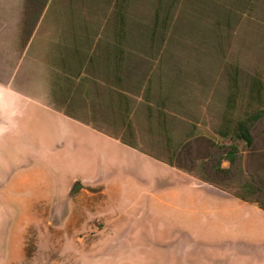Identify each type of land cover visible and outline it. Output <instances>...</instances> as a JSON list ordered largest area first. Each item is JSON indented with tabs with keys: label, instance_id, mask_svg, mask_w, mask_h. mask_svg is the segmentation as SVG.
Wrapping results in <instances>:
<instances>
[{
	"label": "rangeland",
	"instance_id": "rangeland-1",
	"mask_svg": "<svg viewBox=\"0 0 264 264\" xmlns=\"http://www.w3.org/2000/svg\"><path fill=\"white\" fill-rule=\"evenodd\" d=\"M75 1L0 0V264H264V207L183 166L196 165L206 140L183 146L171 164L148 133L144 107L132 145L99 101L84 103L81 92L65 99L52 62L71 52L72 32L85 33L72 28L85 24L83 11L86 25L104 26L114 0ZM141 1L156 0H133L130 11ZM231 1L178 0L171 9L179 21L169 52L185 82L169 108L181 117L205 119L208 103H226L220 39L230 68L264 74V0L252 11L261 25ZM263 129L264 116L252 128L259 150L241 144L228 181L262 183Z\"/></svg>",
	"mask_w": 264,
	"mask_h": 264
},
{
	"label": "trees",
	"instance_id": "trees-1",
	"mask_svg": "<svg viewBox=\"0 0 264 264\" xmlns=\"http://www.w3.org/2000/svg\"><path fill=\"white\" fill-rule=\"evenodd\" d=\"M131 3L133 0H115L98 37L71 33V52H62L60 63L53 65L58 69V83L65 99L73 101L76 93L81 92L84 103L95 106V101H99V113L111 111L118 127L116 134L132 145L133 120L138 116L139 107H144L148 133L163 152H167L171 164L175 163L183 146L192 144L194 139L206 140L203 154L195 159L196 165L183 166L192 168L203 179H217L236 187L239 190L235 193L242 198L248 199L247 193H251L264 207V178L262 183L254 177L226 179L245 151L241 144L250 145L251 152L259 150L254 148L256 135L252 128L264 116V74L258 67L255 71L236 64L230 68L226 61L228 47L220 39L215 47H219L222 54H216L223 58L222 66L228 69L230 79L226 103L218 108H212L211 103L203 104L206 118L213 114L211 125H207L206 118L192 121L189 116L181 117L179 111L169 108L170 104L178 102V90L185 82L174 60L175 51L169 52L179 21V16L174 19L171 9L178 0H170L167 9L165 0H156L151 5L141 1L137 3L139 11H130ZM231 3L233 10L237 11L236 6L245 9L247 19L261 25V19L252 12L261 8L260 0H232ZM229 38L231 40L227 35L225 41ZM255 42L256 45L258 41ZM65 86L69 91L63 90ZM260 152L264 160V150ZM197 165L204 170L202 174L195 171ZM210 167L223 177L209 174Z\"/></svg>",
	"mask_w": 264,
	"mask_h": 264
},
{
	"label": "crops",
	"instance_id": "crops-1",
	"mask_svg": "<svg viewBox=\"0 0 264 264\" xmlns=\"http://www.w3.org/2000/svg\"><path fill=\"white\" fill-rule=\"evenodd\" d=\"M114 2H115V0L113 1V5H114ZM113 5H112V8H113ZM84 16H85V24H80L78 26L77 25L72 26L73 30L82 31V32H85V33L90 34L92 36L98 37L100 32L102 31L103 26L99 27V25H97V26L86 25L87 24L86 20L88 19L87 11H83V17ZM58 63H60V59L57 61L54 58V61L52 62V64L56 65ZM96 74H97V71H96Z\"/></svg>",
	"mask_w": 264,
	"mask_h": 264
}]
</instances>
